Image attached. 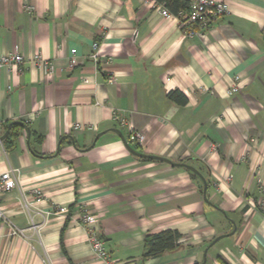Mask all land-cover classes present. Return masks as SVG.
Here are the masks:
<instances>
[{"label":"crops","instance_id":"1","mask_svg":"<svg viewBox=\"0 0 264 264\" xmlns=\"http://www.w3.org/2000/svg\"><path fill=\"white\" fill-rule=\"evenodd\" d=\"M222 1L229 12L191 39L154 0H0V56L25 59L0 68L4 129L25 125L0 142V176L19 178L0 192V264H106L81 210L111 264H264V0ZM116 117L145 135L139 152L171 163L133 155ZM167 230L179 246L145 258L147 236Z\"/></svg>","mask_w":264,"mask_h":264},{"label":"built area","instance_id":"2","mask_svg":"<svg viewBox=\"0 0 264 264\" xmlns=\"http://www.w3.org/2000/svg\"><path fill=\"white\" fill-rule=\"evenodd\" d=\"M187 9H182L177 15H173L164 5L158 4L155 0L153 2L154 8L167 19H175L183 32L188 38L204 37L206 32L209 31L213 25L222 17H224L230 10L229 3L222 0H187ZM27 10L31 12L32 7H27ZM94 52L90 56V59L100 64V44L94 43ZM25 61L24 57L19 53H12L0 56V68L4 66L21 65ZM34 63L40 65L46 73H52L54 65L50 61H46L41 55H37L34 58ZM78 65L77 50L73 49L69 57V67L75 68ZM110 81H114V77H110ZM240 84L235 83L228 90V95L232 96L240 91ZM120 121L121 126H127L129 128L128 142L141 147L145 141V135L139 131H136L132 125H128V122L123 117H116ZM5 135L4 120L0 117V140ZM2 142V141H0ZM19 184L18 174L14 170H8L0 176V192L8 193L16 189ZM36 197H42V191L39 189L33 190ZM259 209L264 213V202H261ZM80 223L86 228L90 246L94 255L107 263H112L110 253L107 249L106 242L100 237L98 224L96 218L87 210L80 211ZM2 215V213H1ZM3 216V215H2ZM12 234H18V231H13ZM23 234V231H21Z\"/></svg>","mask_w":264,"mask_h":264},{"label":"trees","instance_id":"3","mask_svg":"<svg viewBox=\"0 0 264 264\" xmlns=\"http://www.w3.org/2000/svg\"><path fill=\"white\" fill-rule=\"evenodd\" d=\"M158 4L164 5L173 15H177L180 10L187 9V0H155ZM168 99L178 105L185 106L188 103L187 97L180 91H172L167 95ZM25 127L21 122H13L5 124L6 138L3 140V145L6 149H11L19 132ZM134 149L140 151V147L130 143ZM150 160V159H143ZM183 235L175 230H167L157 234H150L145 241V258L158 257L165 252L175 250ZM197 264V263H196Z\"/></svg>","mask_w":264,"mask_h":264},{"label":"water","instance_id":"4","mask_svg":"<svg viewBox=\"0 0 264 264\" xmlns=\"http://www.w3.org/2000/svg\"><path fill=\"white\" fill-rule=\"evenodd\" d=\"M113 131H114L115 133H117V134L123 139V141H124V143H125L127 149H128L133 155L138 156V157H140V158H144V159L159 160V161H164V162H167V163H171L169 160H167V159H165V158H161V157H157V156H152V155H146V154H143V153L137 151V150L134 149V148L130 145V143L125 139V137H124V135L122 134V132H120L119 130H116V129L113 130ZM6 136H7V133H5V135L1 138L0 141H3V140L6 138ZM182 166H184V167L190 169L191 171H193V172L199 174V173L196 171L195 168H193V167H191V166H189V165H185V164H183ZM199 175H200V174H199ZM200 176H201V175H200ZM201 177H202V176H201ZM202 178H203V177H202ZM203 179H204V178H203ZM204 184H205L204 194L206 195V192H207V184H206V181H204ZM234 233H235V231H233V232L231 233V235H233ZM221 238H223V237H219V238H217L214 242H217V241L220 240ZM206 262H207V253H205V255H204V261H203V263H201V264H206Z\"/></svg>","mask_w":264,"mask_h":264}]
</instances>
